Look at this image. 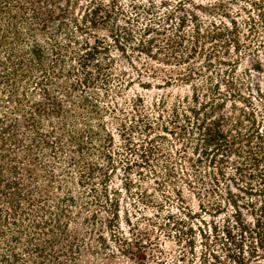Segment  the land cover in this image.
Instances as JSON below:
<instances>
[{"label":"trees","instance_id":"16d2710c","mask_svg":"<svg viewBox=\"0 0 264 264\" xmlns=\"http://www.w3.org/2000/svg\"><path fill=\"white\" fill-rule=\"evenodd\" d=\"M0 264H264V0H0Z\"/></svg>","mask_w":264,"mask_h":264},{"label":"rangeland","instance_id":"374dc122","mask_svg":"<svg viewBox=\"0 0 264 264\" xmlns=\"http://www.w3.org/2000/svg\"><path fill=\"white\" fill-rule=\"evenodd\" d=\"M257 77L259 78H263L261 77L259 74H256ZM132 92H139L140 94H142L145 98H147L148 100H151L153 99L154 97L158 96L159 94H162V93H173L174 95L175 94H186V93H189V88L188 87H171V88H164V89H157V88H154L152 90H144L138 86H135L131 93ZM166 247H171L169 243L166 244Z\"/></svg>","mask_w":264,"mask_h":264}]
</instances>
